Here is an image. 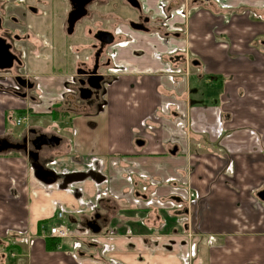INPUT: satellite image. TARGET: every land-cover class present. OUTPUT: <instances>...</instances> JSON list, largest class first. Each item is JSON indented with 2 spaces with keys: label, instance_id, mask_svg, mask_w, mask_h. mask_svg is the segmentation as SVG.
Instances as JSON below:
<instances>
[{
  "label": "crops",
  "instance_id": "0c3cea01",
  "mask_svg": "<svg viewBox=\"0 0 264 264\" xmlns=\"http://www.w3.org/2000/svg\"><path fill=\"white\" fill-rule=\"evenodd\" d=\"M201 1L186 3L184 18L176 9L184 35L174 58L138 33L111 48L101 106L53 111L61 78L30 73L44 104L29 114L43 122L32 116L14 134L0 108L2 137L25 141L0 153V264H181L183 251L191 264H264L263 120L255 114L264 108V0ZM244 96L246 125L230 110ZM41 135L59 144L37 151ZM55 225L71 237H52ZM47 239L59 245L49 250Z\"/></svg>",
  "mask_w": 264,
  "mask_h": 264
},
{
  "label": "flooded vegetation",
  "instance_id": "af4514ba",
  "mask_svg": "<svg viewBox=\"0 0 264 264\" xmlns=\"http://www.w3.org/2000/svg\"><path fill=\"white\" fill-rule=\"evenodd\" d=\"M191 1L0 0V94L16 100L0 101V108L5 109L8 119L12 112L29 114L32 104H44L39 98L42 84L28 70L31 55L62 66L66 62L67 68L71 67L70 73L60 76L61 102L51 104L53 111L101 106L108 70L115 68L112 67L115 53L111 48L134 41L139 37L133 38L132 33H138L147 36L149 44H153V37L161 40L162 47L166 48L161 57L174 58L173 43L184 35L176 22V9L182 8L180 12L186 13L185 3L189 6ZM54 20L64 41L56 40L52 32L49 33V21ZM104 32L114 36L113 43H107L111 36ZM17 77L20 80L17 81ZM2 136L0 134V153L13 146L20 149L25 146L23 140L14 144ZM32 147L35 149L33 141ZM92 221L94 219L89 220V225ZM181 264H188L185 251Z\"/></svg>",
  "mask_w": 264,
  "mask_h": 264
},
{
  "label": "rangeland",
  "instance_id": "374dc122",
  "mask_svg": "<svg viewBox=\"0 0 264 264\" xmlns=\"http://www.w3.org/2000/svg\"><path fill=\"white\" fill-rule=\"evenodd\" d=\"M187 3V2H186ZM185 3V7H187ZM182 8L179 9V15H183V18L188 14V11L186 10V13H181ZM178 16V15H177ZM49 29V33L52 32V35L56 37V40H61V41H64V36L62 35L59 27H58V23L56 20H54L53 22L52 21H49V25L47 27ZM35 36L36 34L33 33ZM182 52V51H181ZM43 59V60H42ZM45 63V64H44ZM29 72L32 74V75H36V76H49V75H55V76H61V75H65V74H68L71 72V67L70 68H67L66 66V62L64 64V66H62L60 63H56L55 61L51 62L49 59L48 61L45 60L44 58L42 57H35V56H32L30 57V66H29ZM62 79H59V82H61ZM58 80H55V82L53 83V85L51 86V89L54 91H56V84ZM60 90V89H59ZM60 93V91H59ZM259 101V103L264 106V92H262V95H261V98L259 97L257 99ZM230 102L232 103V101L230 100ZM238 102V104H237ZM234 101L233 104L231 105V111L233 112L234 114V118L235 120L238 122V123H241V124H247L248 122V117L247 115H244L242 116V114H240L238 111H241V109L243 108H246L247 109V105H248V101H247V96L244 98L242 97H239V101ZM240 105V107H239ZM240 108V109H239ZM229 114H232V113H229ZM255 114H258V118L263 120V121H258L257 120V126H259V128L261 129V133L259 135V139L263 140L264 141V108H262L261 111H259V113H255ZM18 116V113L16 112L14 115H11L9 114V123H8V127L13 131L14 134H17V133H21V131H23L26 127L25 125H16L13 123V118L14 120L16 119V117ZM33 116V115H32ZM32 116L30 117V122L32 121ZM35 123L37 122H43L42 118L40 117H35ZM263 117V118H262ZM7 119V120H8ZM196 215L198 216V218L196 217ZM192 220L194 222H196L197 224V228L200 227L201 225V220H200V216L198 214V210H195L193 212V216H192ZM194 260V258H193ZM191 260V261H193ZM17 262V259H12L10 257H8L7 259V263L6 264H15Z\"/></svg>",
  "mask_w": 264,
  "mask_h": 264
},
{
  "label": "built area",
  "instance_id": "2783aa9c",
  "mask_svg": "<svg viewBox=\"0 0 264 264\" xmlns=\"http://www.w3.org/2000/svg\"><path fill=\"white\" fill-rule=\"evenodd\" d=\"M187 17V15L185 16ZM29 120H30V116L28 113H23L21 115H19L18 117H16V119L14 120V123L16 125H25L28 126L29 125ZM63 213L59 214V217H62ZM50 235L52 237H55L56 239H64V238H68L71 237V229L69 226H65V225H55L53 227L50 228ZM12 256H15V253H11ZM187 258H188V264L192 263V256L193 253H186Z\"/></svg>",
  "mask_w": 264,
  "mask_h": 264
},
{
  "label": "water",
  "instance_id": "95a60500",
  "mask_svg": "<svg viewBox=\"0 0 264 264\" xmlns=\"http://www.w3.org/2000/svg\"><path fill=\"white\" fill-rule=\"evenodd\" d=\"M76 19H74L75 21ZM73 21V22H74ZM104 34H106L107 36H111L110 39L108 40V44H111L113 43L114 41V36L110 33H107V32H104ZM20 80L18 77H17V81ZM59 141L60 139L56 136H47V135H41L39 137H37L35 140H33V144L35 146V149L38 151L42 148V146H45V145H51V146H54L56 144H59ZM14 148L16 147L17 149L19 148V146H13ZM46 173H49L48 171H45L43 174L45 175ZM258 197L264 201V189L261 190L259 193H258ZM94 232H98L100 230V227L99 226H96L94 225L93 223H91V225H88Z\"/></svg>",
  "mask_w": 264,
  "mask_h": 264
},
{
  "label": "trees",
  "instance_id": "16d2710c",
  "mask_svg": "<svg viewBox=\"0 0 264 264\" xmlns=\"http://www.w3.org/2000/svg\"><path fill=\"white\" fill-rule=\"evenodd\" d=\"M59 245L58 241L48 240L47 239V247L49 250L55 249Z\"/></svg>",
  "mask_w": 264,
  "mask_h": 264
}]
</instances>
